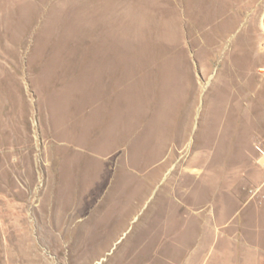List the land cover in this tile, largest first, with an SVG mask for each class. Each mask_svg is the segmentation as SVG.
I'll return each mask as SVG.
<instances>
[{
	"label": "rangeland",
	"instance_id": "rangeland-1",
	"mask_svg": "<svg viewBox=\"0 0 264 264\" xmlns=\"http://www.w3.org/2000/svg\"><path fill=\"white\" fill-rule=\"evenodd\" d=\"M263 115L264 0H0V264H264Z\"/></svg>",
	"mask_w": 264,
	"mask_h": 264
},
{
	"label": "bare ground",
	"instance_id": "bare-ground-1",
	"mask_svg": "<svg viewBox=\"0 0 264 264\" xmlns=\"http://www.w3.org/2000/svg\"><path fill=\"white\" fill-rule=\"evenodd\" d=\"M220 37H221V35H220ZM218 43H219V41H218ZM221 44H222V41H221ZM219 46H220V44H219ZM217 47H218V45H217ZM257 61V60H256ZM260 61V60H259ZM253 62H255V61H253ZM257 63V62H256ZM255 63V64H256ZM259 63V62H258ZM261 65V64H260ZM255 67H256V65H254ZM255 69V68H254ZM262 70V69H261ZM255 71V70H254ZM240 72V71H239ZM241 73V72H240ZM262 73V72H261ZM257 76V75H256ZM167 81V79H165L164 80V82H166ZM230 81V80H229ZM231 81H232V79H231ZM234 81V80H233ZM236 82V81H235ZM167 84V83H166ZM230 84V86L231 87H233V83H229ZM238 85V84H237ZM215 90V89H214ZM228 90V89H227ZM234 90V89H233ZM212 93V92H211ZM196 94V93H195ZM214 94V93H213ZM221 105H223V103L221 104ZM225 106H227L226 104H225ZM229 106V105H228ZM187 107H189V106H187ZM188 110V109H187ZM186 110V111H187ZM219 110V109H218ZM213 111V110H212ZM255 111V110H254ZM230 112V111H229ZM247 112V111H246ZM222 113V112H221ZM259 113V112H258ZM235 114H236V112H235ZM249 114V113H248ZM252 114V113H251ZM261 114H263V113H261ZM188 116H190V115H188ZM234 116V115H233ZM255 116V115H254ZM264 116V115H263ZM168 117V116H167ZM192 117V116H191ZM257 117V116H256ZM243 118V117H242ZM161 119V118H160ZM159 119V120H160ZM246 119V118H245ZM163 120V122H161L160 123V121L158 122V129H159V133H161V134H163V136H161L160 137V140L158 141V144H161V146H163L164 145V147L166 146V147H168L169 145L171 146V144L173 145V144H178V143H181V142H185V140H186V137H187V129H188V123L190 124V122L188 121V117H186L183 121H182V123H180V125H181V127H179L178 126V128H175V124H173L174 125V129H173V136H171V130H169V128H170V126H169V124H167L165 121H164V118L162 119ZM222 120V119H221ZM259 120V119H258ZM242 121H243V119H242ZM261 121V120H260ZM227 122V121H226ZM169 123V122H168ZM172 123H174V122H172ZM243 123H245V122H243ZM249 124V123H248ZM172 127V126H171ZM248 127V126H247ZM250 128V127H249ZM178 132H179V134H178ZM163 144V145H162ZM164 147H163V149H164ZM165 147V148H166ZM88 246V245H87ZM82 250V249H81Z\"/></svg>",
	"mask_w": 264,
	"mask_h": 264
}]
</instances>
